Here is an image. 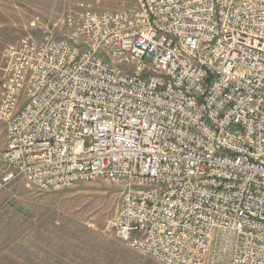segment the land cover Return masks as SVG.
Returning <instances> with one entry per match:
<instances>
[{
	"label": "built area",
	"instance_id": "obj_1",
	"mask_svg": "<svg viewBox=\"0 0 264 264\" xmlns=\"http://www.w3.org/2000/svg\"><path fill=\"white\" fill-rule=\"evenodd\" d=\"M2 51L0 192L103 180L158 264H264V0L80 3Z\"/></svg>",
	"mask_w": 264,
	"mask_h": 264
},
{
	"label": "rangeland",
	"instance_id": "obj_2",
	"mask_svg": "<svg viewBox=\"0 0 264 264\" xmlns=\"http://www.w3.org/2000/svg\"><path fill=\"white\" fill-rule=\"evenodd\" d=\"M136 0H0V66L3 49L26 36L43 40L70 33L60 18L80 3L97 10L126 11ZM0 71V98L2 92ZM7 128L0 122V152ZM122 188L111 182H81L69 189L42 191L16 181L0 192V264H158L118 240L109 222ZM209 264H230L223 247Z\"/></svg>",
	"mask_w": 264,
	"mask_h": 264
},
{
	"label": "crops",
	"instance_id": "obj_3",
	"mask_svg": "<svg viewBox=\"0 0 264 264\" xmlns=\"http://www.w3.org/2000/svg\"><path fill=\"white\" fill-rule=\"evenodd\" d=\"M149 258V257H148ZM150 259H152V258H150ZM153 260V259H152ZM154 261V260H153ZM157 263V262H156Z\"/></svg>",
	"mask_w": 264,
	"mask_h": 264
}]
</instances>
